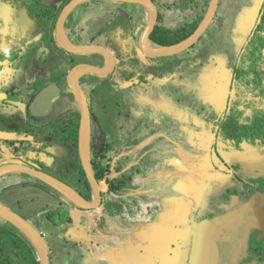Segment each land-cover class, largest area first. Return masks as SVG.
<instances>
[{
    "label": "flooded vegetation",
    "instance_id": "1",
    "mask_svg": "<svg viewBox=\"0 0 264 264\" xmlns=\"http://www.w3.org/2000/svg\"><path fill=\"white\" fill-rule=\"evenodd\" d=\"M9 1L11 3L19 2L22 0H0V13L3 14L6 18H11L12 15V12L9 10V7L7 8V3ZM71 1L72 0L23 1V3L27 5L29 9L27 10V15L30 22L27 26L24 24V27L23 24H20V26L18 25L20 28L18 27L17 30L22 31L23 28L31 29L32 32L37 33L35 34L36 36L33 37V39L28 45L26 44L27 46H25L24 44H22L23 42L18 40L16 41V44L12 46V48H10L9 50H6L2 46H0V72L4 71V68L8 65V67H10L11 69L14 68L15 72H21L18 75L13 74L14 76L12 75L10 79H7L4 85H0V133L2 134L0 136V167L15 164H24L28 167L38 169L41 172L50 174L60 179L61 181L67 183L68 185L72 186L85 198L87 192H90L93 195V190L91 188L90 183V190L85 187V183H83V185L77 183V178H79V175L81 174V169L84 171L79 154V133L82 120V110L76 89L71 84V74L76 66L82 64H88L96 66L98 68L107 67L109 66V59L104 54H77L71 53L61 47L60 42L58 40V22L63 10ZM174 1V6H176L178 9L191 11L195 10L199 6L201 0H199V3L191 9H184L179 6L181 3L179 0ZM210 2L211 0H209L208 2V8L210 6ZM155 3L157 5V2ZM221 3L222 0H220L217 13L219 12ZM93 4H100L101 8L99 9L100 11L96 10V12H99V15L97 14V18L94 20L93 16V19L90 22L88 21L87 25H89L88 23H90V27L94 25L92 26V28H94V30L97 29V32L91 33V39L86 40L83 36V32L85 31V28H87V25L86 23L79 21L82 17L84 18L85 16V9L89 8ZM128 5L138 4L123 3L111 0H96V2L92 1L79 5L67 15L64 21L63 29L61 32V38L64 41L70 42L71 44L77 46L94 45L104 47L106 50L112 53L115 59L114 68L110 72H107L104 75L85 72L82 73L78 79L79 85L85 93L89 105L90 129L94 127L96 128L95 122L98 123L99 118L93 112L92 97L91 94L87 91V86H94L95 93H102L104 97H106V99L108 100V110L111 107L113 108L115 104V101L113 100V95H115L118 85L116 80L112 79V77L115 74V71L118 68L120 69V65L126 63V67L122 73V77L128 78V81H132V84L138 81L134 79L135 76H138L137 78L140 79V82H145V80L147 79L146 75L148 72L156 71L160 68L169 69L173 66L172 64H165L164 62L158 61L159 65H149L146 69V73L142 72L141 74L135 75L134 64H139L141 63V61H145V58L140 57L139 60H136L134 59V57H129V55H131L130 50L142 51L140 46V38L149 23L150 14L145 7L139 5L142 7V9L145 10V14L141 15V17L138 18L139 21H136L134 18L135 14L133 12L128 13V11H126ZM94 8L93 10L95 11L96 8ZM207 11L208 9L204 11V14L202 15L200 21L203 20ZM158 14L159 23V21L161 20V15L159 11ZM146 17L149 18L147 25H145V27L139 34V37L136 39V26L141 23L140 21H142L143 18ZM119 19H124L125 22ZM93 21H95V23H93ZM101 22H103L104 24H101ZM213 23L210 25V27L213 25ZM13 25L14 26H11V29L15 30V24ZM6 26L7 25L4 24V29L6 28ZM95 27L97 28L95 29ZM209 28L206 32L209 31ZM89 29L90 28H88V31ZM103 32L106 35L112 34L115 37L116 35H118L120 37L122 48H120V44H117L116 42L108 45L97 44L98 40L94 38L95 36L102 35ZM39 33L42 34L40 38H46V47L53 48V54L57 55L62 53L64 55L63 64L66 65V68L65 66H63V68H61L62 70L59 71L60 73L58 75L53 73L56 68L60 67L58 57L54 58V61H56L55 64L49 65L48 63L49 61H51V58L40 59L41 62L39 61L37 65H39L43 70L41 72L31 74V78L30 74H27L31 72L30 69L33 67V56L28 55L27 52H31V48H33L34 45H38L37 36L39 35ZM257 33L258 28H256L254 32V38L251 39L250 47L247 50V55H244V68H241L240 66H235L237 81L234 84V99L232 98L231 100L230 98L228 110L222 114L223 116L221 115L215 121V131L217 133V137L223 144L222 146L225 147L227 154L225 156H223L222 154H217L216 156L213 153L212 156H216V161L218 163L216 168L222 170L225 174H228L232 179L231 181L233 183L231 186L225 189L223 194L224 197L222 196L223 199H220V201H223L224 203H227L228 200L230 202L234 196L239 197L243 201H249L255 195H260L261 200H263L262 205L264 206V191L259 188V183L257 182V180L264 181V143L260 141H257L255 143L244 141L239 146H237L233 140L223 139L219 132V123L223 119H225L231 113V111L236 108V106L239 110H242L244 112L245 116L253 115L257 112H261L262 110H264V105L263 108H255V110L251 108L252 105L255 106L258 104V102L264 104V94H260V90L262 87L258 90L251 91L245 88V86L241 83V79L247 77L246 66L248 64V53L251 46L256 44L255 36L257 35ZM20 38L21 37H19V39ZM132 39L136 40V42H132ZM149 41L152 42L151 40ZM94 42H96V44ZM198 43L199 41L194 44L191 48L180 54L182 55L183 53H186L187 51L198 47ZM150 46H152L151 43ZM27 48L29 49L26 50ZM57 50L60 52H58ZM115 50L118 55L115 54ZM91 56L101 57L103 59V62L99 63L97 61L96 63H85L82 61L80 62L78 60V58L82 60L86 57L91 58ZM145 56L147 55L145 54ZM122 57H126L127 62H123ZM148 58L157 61L156 58ZM182 63V61H179L178 65L181 66ZM47 65L49 66V69H46ZM236 68L242 71V74H240V76ZM243 69H245L246 74H244L245 72ZM62 81L66 83L67 88L64 87ZM134 86L135 85H132V88ZM55 87L60 88L57 100L53 104L50 103V100L45 101L44 105L39 104V100L43 102L45 94L50 92V90L53 91ZM177 94L180 95L178 89L175 88V95ZM177 98L180 100L181 96ZM110 121H106L104 125L108 127L107 130L113 132L115 128L114 126L112 127L113 124H111ZM68 129H75L78 131L77 140H64L65 136H67L68 133L66 130ZM106 131H104L105 134ZM133 132H127L126 134L121 133L123 136L125 135V138H121L120 140V143L123 144V146L126 143L132 145H139L141 143L142 138H139V136L135 137ZM105 134H101L103 139ZM48 143L58 144L60 146L72 148L73 160H75L76 164H78L76 170L74 169L71 171L69 170V168H67L68 170L66 171H57L47 166L45 162L41 163L40 161L42 160L40 158V155L45 150L43 146L47 145ZM193 144H196V142L193 141L191 145ZM228 145H231L232 148L229 149L227 147ZM93 147L91 148L90 152L92 163L94 161H97L101 162L103 166H108V171L106 172V175L101 179L97 178L99 183L102 185V206H109L113 203L119 202L123 194L126 193V190L133 185L135 177L141 174L142 172L147 173L148 170L152 171L156 169L162 158L161 156L156 157L152 156L151 153H148L150 146H147L143 149L145 156H141L137 164H133V166L129 167L132 162L131 156H122L119 153L115 156H109L107 152L110 151L113 146L110 148V144L108 142H105L104 146L100 149V151L96 150V146ZM252 147H257L259 151L254 150ZM242 148L244 150H249V152L246 153L247 159L250 160L248 165L250 163H254L255 168L257 167V171L254 173L251 172L248 176L244 173V163H232V159L236 156L235 151L240 150ZM30 157H33L34 159H36V161L31 160ZM122 162L123 166L120 165ZM259 163H261V165ZM94 172L97 177L95 169ZM119 180L126 181L127 185L122 189L115 191L112 187V184L118 183ZM20 188H31L34 191L39 192L45 196L48 195L46 199V204L43 206V212L41 211V213H38L33 210L32 214L25 212L20 213L14 209V206H11L10 200L8 199L9 194H7V192L12 193L15 192L16 189ZM119 194H121L120 197H118ZM43 202L45 203V200ZM52 203H57L58 206L54 208ZM0 204L12 209L29 222L31 221L32 224L36 227L40 224V221L42 220H47L54 224V222L50 218V213L62 210L64 211V213H68L70 217V208L76 207L67 198L63 197L56 190H54L51 186L39 180L35 176L21 172H15L0 176ZM17 204H19V206H22L20 200L17 201ZM214 204L215 202L211 205ZM42 214L44 215L42 216ZM69 222L70 218L64 223L54 225H64ZM252 237H255V239H257L258 241L264 242V234L262 233V230L258 228L253 229L249 236L245 255L241 259L242 264H264V261L259 259L260 256L263 255V252L260 251L259 254L258 248L253 247L251 245ZM9 242L11 243L10 245H8ZM6 248L8 249L6 250ZM32 249H34V247L26 239L22 232H20V230L11 222L7 221L6 219L0 216V263L36 264L31 259L33 254Z\"/></svg>",
    "mask_w": 264,
    "mask_h": 264
},
{
    "label": "rangeland",
    "instance_id": "2",
    "mask_svg": "<svg viewBox=\"0 0 264 264\" xmlns=\"http://www.w3.org/2000/svg\"><path fill=\"white\" fill-rule=\"evenodd\" d=\"M23 1L25 0L11 3L9 1L7 3V8L9 7L12 12L11 18H6L0 13V46L6 50L12 48L17 40L27 46L37 34L27 28H23L22 31L17 30L20 24H23L24 27V24L27 26L30 22L27 15L29 9ZM208 2L209 0H201L199 6L190 11L178 9L174 6V0H158L157 7L161 15L158 25L166 29L177 30L184 25L200 20L204 11L208 9ZM263 4L264 0H222L213 25L200 38L198 47L182 55L179 54L181 56L159 57L156 58L157 61H154L145 56L142 51L130 50L131 55L129 57H134L136 60H139L140 57L145 58V61L134 64L135 75L142 72L146 73L147 67L153 64L159 65L158 61L173 66L169 69L160 68L148 72L145 82H140L138 76H135L134 79L138 81L132 84V81H128V78L122 77L126 63L120 65V69L118 68L112 77L118 85L117 91L113 95L115 101L113 108L107 110L108 100L106 97L102 93H95L94 86H87V91L92 97L93 112L99 118L98 123L95 122L96 128L90 129V152L93 146H96V150L100 151L105 142H108L110 148L113 146L107 152L109 156H115L118 153L122 156H131L132 162L129 167L137 164L141 156H145L143 149L147 146H150L148 153L156 157L162 156L165 158L169 155L172 156L174 153L179 154L176 155L177 157H180V155L183 157L186 155L198 157L200 153L202 156H204V153L209 156H212L213 153L216 156L217 154L225 156L227 152L217 137L215 121L228 110L230 98L231 100L234 99V84L237 81L235 66L241 68L245 66L244 55H247L251 39L254 38V32L261 18ZM93 5L85 9V16L79 22L87 25V22H90L93 16L94 20L97 18L99 12H96V10L100 11L101 5ZM126 11L128 13L133 12L136 21H139L138 18L145 14V10L139 5H128ZM119 20L125 22L124 19ZM148 20L147 17L143 18L140 21L141 23L136 26V39L147 25ZM4 24L7 25L5 29ZM13 24H15V30L11 29V26H14ZM88 24L90 25V23ZM101 24L104 23L101 22ZM89 25L83 32L86 40L91 39V33L97 32V27L94 30L92 28L94 25L91 27ZM88 28H90L89 31ZM40 36H42L41 33L37 36L38 45H34L31 52H27L28 55L33 56V67L30 69L32 73H27L30 74V78L31 74L43 70L37 65L40 59L43 58H51L49 65L55 64L54 58L58 57L60 67L53 72L56 75L60 73L59 71L62 70L63 66L66 68V65L63 64L64 55L62 53L53 54V48L46 47V38H40ZM19 37L21 38L19 39ZM94 39L98 40L97 44L100 45L116 42L122 48L118 35L115 37L112 34L106 35L103 32L102 35L95 36ZM131 41L136 42L133 39ZM94 43L96 44V42ZM152 46L156 47L154 44ZM114 52L118 55L116 50ZM78 60L85 63L103 62L101 57L96 56L86 57L82 60L78 58ZM179 61L183 62L181 66L178 65ZM123 62H127L126 57L123 58ZM48 65L46 69H49ZM8 66L0 72V85H4L13 74L18 75L21 73L19 71L15 72L14 68L11 69ZM243 70L245 72V69ZM62 83L67 88L66 83L64 81ZM132 85L135 86L132 88ZM175 88L178 89L180 95H175ZM179 96H181L180 100L177 98ZM263 105L258 102L257 105H252L251 108L255 110V108H263ZM108 120L115 128L113 132L107 130L108 127L104 125ZM104 131H106V134ZM127 132H133L135 137H141V143L139 145L126 143L123 146L120 140L121 138L124 139L125 135L123 136L121 133L126 134ZM102 133L105 134L104 139L101 136ZM190 139H194L196 144L191 145V142L187 141ZM43 147L45 150L40 155L41 163L45 162L47 166L57 171H66L67 168L72 171L78 167V164L73 160L72 148L50 143ZM227 147L232 148L231 145ZM252 148L258 150L257 147ZM214 155L212 159L216 160ZM30 159L36 161L33 157H30ZM259 164L261 165V163ZM10 244L9 242L8 245ZM232 264H242V261L233 260Z\"/></svg>",
    "mask_w": 264,
    "mask_h": 264
},
{
    "label": "crops",
    "instance_id": "3",
    "mask_svg": "<svg viewBox=\"0 0 264 264\" xmlns=\"http://www.w3.org/2000/svg\"><path fill=\"white\" fill-rule=\"evenodd\" d=\"M243 150L235 151L232 163H244L248 176L257 167L248 165L249 150ZM176 155L161 156L158 167L137 175L128 192L111 206L72 207L70 222L64 225L40 221L35 227L46 238L49 264H232L241 260L251 231L258 228L264 234L260 195L249 201L234 196L224 203L220 199L233 183L216 168L213 156ZM7 194L15 210L29 214L43 212L48 196L31 188ZM32 253V261L40 262L35 249Z\"/></svg>",
    "mask_w": 264,
    "mask_h": 264
},
{
    "label": "water",
    "instance_id": "4",
    "mask_svg": "<svg viewBox=\"0 0 264 264\" xmlns=\"http://www.w3.org/2000/svg\"><path fill=\"white\" fill-rule=\"evenodd\" d=\"M92 1H96V0H72L63 10L58 22V35H59L58 40L62 48H64L65 50L71 53H77V54L100 53L106 55V57H108L109 59V66L107 67L98 68L96 66L82 64L76 66L71 74L72 75L71 84L76 89L82 110V120H81L80 133H79V154L84 171L93 190L92 199L88 200L84 198L72 186L61 181L60 179L50 174L41 172L38 169L28 167L24 164H15L10 166L8 165V166L0 167V176L15 172H21L35 176L36 178L43 181L47 185L51 186L63 197L67 198L76 207L82 209H96L102 206V185L99 183L93 169V163L90 154V144H89L90 110L86 99V95L81 89L78 79L80 75L85 72L100 74V75H104L107 72H110L114 68L115 59L112 53L106 50L104 47L94 46V45L77 46L71 44L70 42L64 41L61 38V34H62L61 32L67 15L79 5ZM111 1L142 5L149 11L150 20L147 27L145 28V30L141 35L140 46L142 51L150 58L170 57L180 54L191 48L194 44H196L200 40V38L204 35V33L213 23L217 15L219 3H220V0H211L210 6L208 8L205 17L201 21L198 28L187 39L181 41L180 43L170 46L153 47L150 46L149 40L153 30L155 29L158 23L159 14L156 3L153 0H111ZM59 91H60L59 87H55L53 91L50 90V92L45 94L43 98V102L39 100V104L44 105L45 101L47 100H50V103L53 104L58 98ZM1 135L2 134L0 133V136ZM0 216L6 219L7 221L11 222L20 230V232H22V234L31 243V245L36 250L37 254L40 256V264H49V247L46 238L32 223H30L28 220L20 216L12 209L2 204H0Z\"/></svg>",
    "mask_w": 264,
    "mask_h": 264
},
{
    "label": "trees",
    "instance_id": "5",
    "mask_svg": "<svg viewBox=\"0 0 264 264\" xmlns=\"http://www.w3.org/2000/svg\"><path fill=\"white\" fill-rule=\"evenodd\" d=\"M153 1L157 2L158 0ZM179 1L181 2L179 6L184 9H191L199 3V0ZM199 23L200 20H196L193 23L184 25L177 30L166 29L157 25L152 32L150 40L155 45L161 47L180 43L193 34V32L199 26ZM257 28L258 33L255 36L256 44L251 46L248 53V64L246 66L247 77L241 79V83L245 86V88L251 91L258 90L262 87L260 90V94H264V7ZM237 72L239 73V76L240 74H242V71H240L239 69H237ZM219 125V132L221 137L223 139L233 140L237 146H239L244 141L252 143L260 141L264 143V110L253 115L245 116L244 112L242 110H239L236 106V108H234L231 113L219 123ZM66 131L68 133L64 138L65 141H74L78 139L77 130L68 129ZM93 164L97 174V178H103L108 171V166H103L101 162L97 161H94ZM120 165L123 166V162ZM257 182L259 183V188L264 191V181L257 180ZM77 183L82 185L83 183H85V187L90 190L89 182L82 169L79 178H77ZM126 185V181L119 180L118 183L112 184V187L115 191H118ZM85 198L88 200L92 199V194L90 192H87ZM49 215L54 224L64 223L68 221L69 218H71V216L69 217L68 213H64V211L62 210L52 212ZM251 245L258 248L259 254L260 251L263 252V255L260 256L259 259L264 261V242L258 241L257 239H255V237H252ZM36 264H40V262L37 261Z\"/></svg>",
    "mask_w": 264,
    "mask_h": 264
}]
</instances>
